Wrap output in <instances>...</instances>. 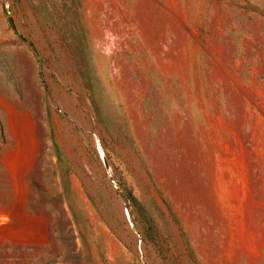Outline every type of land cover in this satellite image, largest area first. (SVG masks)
<instances>
[{
    "label": "rangeland",
    "instance_id": "1",
    "mask_svg": "<svg viewBox=\"0 0 264 264\" xmlns=\"http://www.w3.org/2000/svg\"><path fill=\"white\" fill-rule=\"evenodd\" d=\"M0 264H264V0H0Z\"/></svg>",
    "mask_w": 264,
    "mask_h": 264
},
{
    "label": "trees",
    "instance_id": "2",
    "mask_svg": "<svg viewBox=\"0 0 264 264\" xmlns=\"http://www.w3.org/2000/svg\"><path fill=\"white\" fill-rule=\"evenodd\" d=\"M128 199H131V200H133V197H132V195H131V193H130V192H128Z\"/></svg>",
    "mask_w": 264,
    "mask_h": 264
}]
</instances>
